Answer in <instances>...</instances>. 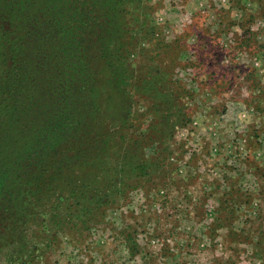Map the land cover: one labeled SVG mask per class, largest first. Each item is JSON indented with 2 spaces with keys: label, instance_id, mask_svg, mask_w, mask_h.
Listing matches in <instances>:
<instances>
[{
  "label": "rangeland",
  "instance_id": "obj_1",
  "mask_svg": "<svg viewBox=\"0 0 264 264\" xmlns=\"http://www.w3.org/2000/svg\"><path fill=\"white\" fill-rule=\"evenodd\" d=\"M128 6L116 54L91 61L104 123L163 160L83 220L19 226L0 264H264V0Z\"/></svg>",
  "mask_w": 264,
  "mask_h": 264
},
{
  "label": "trees",
  "instance_id": "obj_2",
  "mask_svg": "<svg viewBox=\"0 0 264 264\" xmlns=\"http://www.w3.org/2000/svg\"><path fill=\"white\" fill-rule=\"evenodd\" d=\"M133 1L0 0V256L19 226L83 220L125 199L163 160L139 157L146 146L134 131L104 123L112 106L100 103L91 64L116 54Z\"/></svg>",
  "mask_w": 264,
  "mask_h": 264
}]
</instances>
